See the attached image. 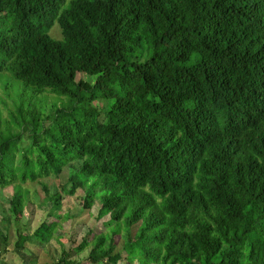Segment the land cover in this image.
Segmentation results:
<instances>
[{
  "label": "trees",
  "instance_id": "obj_1",
  "mask_svg": "<svg viewBox=\"0 0 264 264\" xmlns=\"http://www.w3.org/2000/svg\"><path fill=\"white\" fill-rule=\"evenodd\" d=\"M78 191L104 230L63 242ZM51 240L53 264H264V0H0V264Z\"/></svg>",
  "mask_w": 264,
  "mask_h": 264
},
{
  "label": "rangeland",
  "instance_id": "obj_2",
  "mask_svg": "<svg viewBox=\"0 0 264 264\" xmlns=\"http://www.w3.org/2000/svg\"><path fill=\"white\" fill-rule=\"evenodd\" d=\"M49 35L54 39H61L60 30L54 24L51 29L49 30ZM80 77V76H79ZM82 78H85L86 80H89L88 77L82 76ZM47 183L49 185H56L58 184V179L52 177L46 179ZM24 186L27 187L29 190V198L30 202L29 205L26 207V210L28 208L29 212H32V222L34 228L36 225H38L40 220H45L47 222H50L52 217L47 215V209L51 206V204L46 205V207H41L36 205V203L41 200V198L44 196L43 192L41 190V187L38 183H27ZM81 196V191H78L74 196L72 197H65L62 201V210H70L72 214H74V218L72 220L65 221L61 224V229L56 232V235H63L62 240L65 242V239L68 238L70 235L73 237H77V239L80 241V237L82 234L86 233L87 229H92L95 233L103 231V221L105 218L96 221L95 215L97 214L98 205L92 206V209L90 210V213L92 214V217H89L87 215V212L84 211L82 214L79 212L78 209V198ZM26 210L23 211V216L21 218L20 224L25 225L28 222L29 215L26 213ZM28 212V211H27ZM8 237H9V244L12 245L15 240V236L13 234V230L9 228L8 231ZM118 237H116L117 239ZM64 246L67 248L68 244L64 243ZM50 251L48 249H45L41 251L38 255V263L39 264H53L54 257L60 253L59 245L54 242V240H51L50 242ZM120 250V246H116V250ZM71 254V253H70ZM87 252L80 254L78 257H76V260L79 261L82 258L84 259L86 257ZM72 255V254H71ZM7 261L10 262V264H20L16 261L15 258L12 257V252H8L6 254ZM86 260H82V264L86 263ZM122 264V263H120Z\"/></svg>",
  "mask_w": 264,
  "mask_h": 264
}]
</instances>
